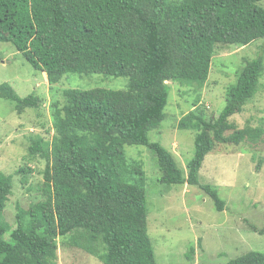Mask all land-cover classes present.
Masks as SVG:
<instances>
[{"label": "trees", "instance_id": "trees-1", "mask_svg": "<svg viewBox=\"0 0 264 264\" xmlns=\"http://www.w3.org/2000/svg\"><path fill=\"white\" fill-rule=\"evenodd\" d=\"M261 2L0 0V42H12L47 74L51 88L71 72L129 79L126 89L65 88V102L53 101L51 139L28 136L30 156L46 161L44 197L20 207L14 228L4 218L13 176L0 171V264H53L57 239L66 236L104 264H158L146 173L141 163L129 161L128 144L152 148L161 182L200 185L223 210L217 190L200 184L199 171L217 142H257L264 133L263 126L238 128L230 121L261 88L264 55L245 61L219 116L207 117L199 95L179 119L180 129L196 132L187 173L171 151L151 141L150 132L166 117L170 82L202 88L218 46L245 47L264 38ZM0 97L14 101L19 113L41 105L40 97H21L8 82L0 84ZM32 171L18 170L24 186ZM227 264H264V251H247Z\"/></svg>", "mask_w": 264, "mask_h": 264}, {"label": "rangeland", "instance_id": "rangeland-1", "mask_svg": "<svg viewBox=\"0 0 264 264\" xmlns=\"http://www.w3.org/2000/svg\"><path fill=\"white\" fill-rule=\"evenodd\" d=\"M261 4L264 6V0ZM264 55V38L247 46L217 47L207 82L198 85L170 82L171 97L166 117L150 132L151 141L171 151L181 168L195 152L193 130L180 129L179 119L194 107L200 95L207 117L219 116L227 102V90L235 84L246 60ZM8 82L19 96L40 97L41 105L19 113L15 102L0 97V171L13 176V189L4 212L5 220L16 227L17 213L44 197L42 186L46 161L30 156L28 136L53 134L52 103L65 102V88L126 89L129 79L103 73L71 72L50 87L47 74L36 70L12 42H0V84ZM261 88L242 112L230 117L236 127H264V75ZM228 131L227 134L231 133ZM129 161H138L146 173L149 233L158 264H227L250 250L264 251V133L257 142L220 143L211 151L199 171L200 184H209L224 201L223 210L200 185L161 182L157 156L147 145L125 146ZM20 167L32 168L24 186ZM137 177V175H134ZM252 225L257 228L254 229ZM261 230V231H260ZM10 232L5 237L9 238ZM53 264H104L66 237H59ZM194 254L189 257L191 248Z\"/></svg>", "mask_w": 264, "mask_h": 264}]
</instances>
